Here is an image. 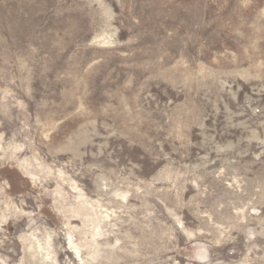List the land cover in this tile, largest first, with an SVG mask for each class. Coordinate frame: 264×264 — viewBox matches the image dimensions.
<instances>
[{
  "label": "rangeland",
  "instance_id": "374dc122",
  "mask_svg": "<svg viewBox=\"0 0 264 264\" xmlns=\"http://www.w3.org/2000/svg\"><path fill=\"white\" fill-rule=\"evenodd\" d=\"M0 264H264V0H0Z\"/></svg>",
  "mask_w": 264,
  "mask_h": 264
}]
</instances>
